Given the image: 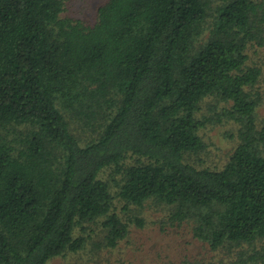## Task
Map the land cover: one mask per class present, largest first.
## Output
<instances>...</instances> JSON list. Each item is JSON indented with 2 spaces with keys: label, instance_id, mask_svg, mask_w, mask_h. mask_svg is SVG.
I'll list each match as a JSON object with an SVG mask.
<instances>
[{
  "label": "trees",
  "instance_id": "obj_1",
  "mask_svg": "<svg viewBox=\"0 0 264 264\" xmlns=\"http://www.w3.org/2000/svg\"><path fill=\"white\" fill-rule=\"evenodd\" d=\"M66 9L0 0V264H48L94 235L115 247L118 199L264 264V2L107 0L90 24ZM223 121L240 142L214 168L202 131Z\"/></svg>",
  "mask_w": 264,
  "mask_h": 264
},
{
  "label": "rangeland",
  "instance_id": "obj_2",
  "mask_svg": "<svg viewBox=\"0 0 264 264\" xmlns=\"http://www.w3.org/2000/svg\"><path fill=\"white\" fill-rule=\"evenodd\" d=\"M106 1L67 0L64 16L82 20L86 24L93 23L98 8ZM261 52L264 66V49ZM260 87L264 92V82ZM218 111L221 112V109L218 108ZM258 112L264 117V102ZM203 114L212 118L216 113L212 112L209 105H205ZM238 129L239 126L231 121L208 124L202 131L207 148L200 156L201 161L214 168L222 167L240 142ZM111 175L110 169L102 177L110 180ZM113 192L117 193V189L113 188ZM116 204L120 216L130 223V233L125 239L120 240L115 247H110L102 239L100 230L101 237L94 235L86 249L67 253L48 264H240L241 249H212L208 243L194 236L193 223L178 222L168 207L149 201L143 208L133 207L127 214L122 210L123 201L118 199ZM136 216L144 219L143 227L134 222ZM258 245L261 249L264 241Z\"/></svg>",
  "mask_w": 264,
  "mask_h": 264
}]
</instances>
